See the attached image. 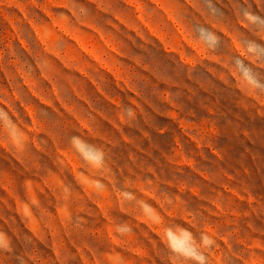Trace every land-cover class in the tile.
<instances>
[{
	"label": "rangeland",
	"instance_id": "rangeland-1",
	"mask_svg": "<svg viewBox=\"0 0 264 264\" xmlns=\"http://www.w3.org/2000/svg\"><path fill=\"white\" fill-rule=\"evenodd\" d=\"M0 264H264V0H0Z\"/></svg>",
	"mask_w": 264,
	"mask_h": 264
}]
</instances>
